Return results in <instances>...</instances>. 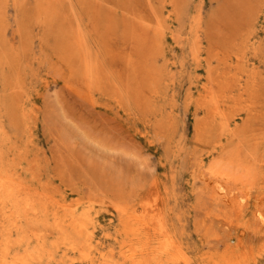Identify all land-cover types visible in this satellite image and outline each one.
Here are the masks:
<instances>
[{"label": "rangeland", "instance_id": "374dc122", "mask_svg": "<svg viewBox=\"0 0 264 264\" xmlns=\"http://www.w3.org/2000/svg\"><path fill=\"white\" fill-rule=\"evenodd\" d=\"M88 1L102 5L96 29L86 12L81 25L92 52L104 66L102 83H90L80 73H72L56 41L43 43L40 27L29 25L33 41H20L16 10L10 7L6 38L19 52V65L0 66V111L4 114L5 102H9L7 111L12 109V117L16 116L14 121L6 119L14 136L11 151H27L36 159L40 178L49 181L60 201L95 206L97 238L105 250L115 247L119 252L116 239L124 236L123 215L147 219L155 207H164L167 224L187 254L174 264H220L231 256H241L247 264H264L260 256L264 246V168L262 176L252 181L256 184L250 182L239 189L230 184V190L221 181L213 183L214 178L209 173H204L205 177L203 171H208L217 153L199 140L197 130L205 116L199 100L208 81L209 61L204 58L219 47L223 49L225 43L232 45L229 35L237 27L254 32L262 49L250 51L248 61L264 73V0H178L183 15L167 20L166 34L159 43L155 42V20L148 0ZM156 3L163 15L172 8L170 2ZM240 9L243 13L239 15ZM27 12L33 14L32 4ZM224 12L233 24L224 21ZM197 15L201 24L195 28ZM198 29L204 52L201 63L194 61L192 48ZM26 43L29 47L23 52ZM156 69L161 78L154 77ZM17 89L19 93L13 94ZM155 89L161 91L158 96L153 95ZM12 99L17 107H11ZM256 99L254 106L264 112V93ZM250 106L248 103L245 116L251 111L255 114ZM260 120L264 122V117L256 122ZM225 191L233 193L236 201L231 195L233 201L228 200Z\"/></svg>", "mask_w": 264, "mask_h": 264}, {"label": "bare ground", "instance_id": "6f19581e", "mask_svg": "<svg viewBox=\"0 0 264 264\" xmlns=\"http://www.w3.org/2000/svg\"><path fill=\"white\" fill-rule=\"evenodd\" d=\"M158 1L161 4L170 2L172 8L166 10V14L163 15L156 0H148L155 20L153 31L157 43L166 34L167 20L180 19L183 15L182 3L178 0ZM28 4H32V15H28ZM10 7L16 10L20 41H27V39L33 41L35 35L29 25L40 27L43 31L40 36L44 39L43 43L48 45L52 39L56 41V48L63 53L72 73H80L90 83H102L105 80L106 72L102 61L97 53L92 52L89 38L81 26L82 15L86 12L93 23V28H97L99 25L97 22L101 21V4L93 5L88 0H0L1 67L19 65V61L16 62L19 52L14 43L10 44L6 38ZM230 11H232L231 8ZM235 11L237 14V10ZM232 12L234 13V10ZM239 12L243 13L241 9ZM247 12L249 13V10ZM224 14V17L229 15L225 12ZM229 17H226L224 21ZM238 20L236 23L239 22ZM196 21L195 28H198L201 24L200 15H197ZM230 21L231 19L228 20V24L231 23ZM147 25L144 24V27L150 26ZM152 27L151 25V29ZM253 33L252 29L245 30V27H237V30H233L229 35L232 45L225 43L223 49L219 47L215 52L211 50V57L204 58L209 61L208 81L204 83L199 100L204 108L205 116L203 122L198 123L197 130L201 133L199 140L212 146L213 154H217L213 162L207 166L208 171H203V175L209 173L214 178L213 183L216 179L219 183L222 182L223 186L228 185L230 190L233 184L239 189L241 185L252 182L254 178L258 179L262 176V168H264V122L261 120L259 123L256 122L260 116L264 117V112L257 110L254 106L258 101L256 98H262L264 93L261 92L264 73L257 69L254 62L248 61V53L250 51L258 53L262 46L260 43L257 44ZM195 34L197 36L192 44L193 59L196 63H201L204 52L201 50L199 29ZM220 41H218L219 44ZM27 47L29 44L26 43L22 51L26 52ZM213 58H216L218 64H214ZM148 68L151 71L154 69L150 66ZM16 74L18 80L21 79V74L19 72ZM153 75L155 78L163 76L159 69H156ZM160 92L159 89H155L153 95L158 96ZM17 93H19L18 89L13 92L16 95ZM12 100L14 101L11 107H17V101ZM248 103L251 104L250 107L255 114L251 111L245 116L244 112H247ZM5 106L6 112L2 114L0 111V264H174L182 256L187 255L177 233L167 224V213L164 207H155L152 210L153 215H148L147 219L140 218L138 215H123L121 229L124 236L116 239L119 242V252L117 253L115 247L105 250L97 238L95 214L98 211L94 210L95 206L90 203L81 207L79 201L74 203L60 201L56 198L49 181L46 178H40L38 170L40 167L36 159H31L27 151L24 154L11 151L10 145L14 141V136L10 133L6 119L10 118L14 121L16 116L12 117L14 115L12 109L7 111L10 107L9 102H5ZM23 115L27 116L26 113ZM163 126L166 127V124ZM210 176L207 178L206 185ZM205 179L203 178L202 181ZM252 183L256 184V182ZM210 187L214 188L212 184ZM207 188L209 190V187ZM248 189L245 193L249 192ZM213 191H216L213 193L217 195L218 191ZM241 192L243 193V190ZM227 194L229 195V192ZM228 195H225L227 199ZM221 197L222 193H220V200ZM231 197L228 200H232ZM232 198L235 199L234 196ZM241 201L239 203H242ZM231 203L235 207L236 204ZM234 209L237 210V208ZM256 212L258 213L257 210ZM260 256H263L262 260H264V246ZM224 258L220 264H247V259L241 256L240 258L232 256Z\"/></svg>", "mask_w": 264, "mask_h": 264}]
</instances>
